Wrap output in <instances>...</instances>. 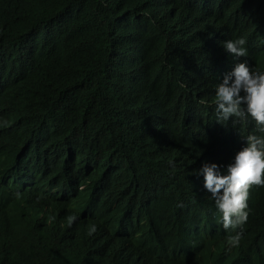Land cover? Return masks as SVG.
Instances as JSON below:
<instances>
[{"label": "trees", "instance_id": "obj_1", "mask_svg": "<svg viewBox=\"0 0 264 264\" xmlns=\"http://www.w3.org/2000/svg\"><path fill=\"white\" fill-rule=\"evenodd\" d=\"M263 9L264 0H0V241L15 259L0 264H49L55 239L125 264L180 246L198 214L142 200L192 165L195 95L178 104L174 82L197 81L213 29L244 37L264 67L258 37L240 27ZM187 185L200 197L193 178Z\"/></svg>", "mask_w": 264, "mask_h": 264}, {"label": "clouds", "instance_id": "obj_2", "mask_svg": "<svg viewBox=\"0 0 264 264\" xmlns=\"http://www.w3.org/2000/svg\"><path fill=\"white\" fill-rule=\"evenodd\" d=\"M262 11L242 17L240 27L258 37V51L264 53ZM245 45L244 37L213 29L193 65L197 81L174 82L178 104L195 95L190 110L198 115L199 133L187 145L192 165L182 175L176 171L167 175L169 191L142 200L148 206L159 202L161 210L174 207L198 215L180 228V246L162 255L159 249L151 251L156 259L152 264L264 263V67H254ZM169 87L168 79L166 96ZM5 146L0 140V148ZM149 155L166 161L176 158L164 152ZM190 178L199 185L198 198L187 185ZM53 223L47 219V225ZM71 245L67 239L48 245L49 264H125L120 258H106L99 246L83 253ZM0 255L15 260L10 245L1 241Z\"/></svg>", "mask_w": 264, "mask_h": 264}]
</instances>
